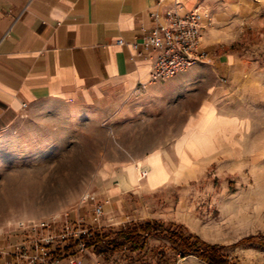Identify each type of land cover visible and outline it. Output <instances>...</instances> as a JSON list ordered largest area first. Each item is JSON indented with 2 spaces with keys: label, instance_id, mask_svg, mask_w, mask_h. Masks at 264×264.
<instances>
[{
  "label": "rangeland",
  "instance_id": "obj_1",
  "mask_svg": "<svg viewBox=\"0 0 264 264\" xmlns=\"http://www.w3.org/2000/svg\"><path fill=\"white\" fill-rule=\"evenodd\" d=\"M203 4L209 11L204 31L218 27L226 39L213 52L207 51L203 63L221 54L235 57L229 69L234 80L231 93L211 100L212 106L236 119L232 146L209 156L218 134L233 124L216 117L214 109L207 110L190 132L199 130L210 117L208 130L218 121L210 135L203 134V142L207 137L211 140L212 150L204 153V161L190 164L191 169L202 170L198 177L182 185L172 179L154 192L151 218L131 208L97 217L86 197L99 195L111 181L118 183L126 170L143 168L147 160L130 162L157 145L173 148L183 124L193 117V108L211 96L208 87L215 81L214 65H202L203 79L180 83L177 77L164 82L153 96L117 91L90 101L51 102L28 109L0 130V238L19 231L29 234L43 221L55 222L58 229L70 221L90 229L92 237L87 239L86 252H79L74 239L64 243V251L89 260L96 254L89 243L111 242L123 230L152 221L172 223L166 221L171 218L172 224L191 234L182 224L191 217L211 232L209 239L233 242L213 244L223 248L229 264H264V0H202ZM184 143L176 146L179 154ZM182 161L190 163L186 156ZM139 197L132 196L135 206L140 204L135 201ZM86 208L89 211L82 215ZM192 235L207 242L206 235ZM249 238L253 240L245 241ZM183 258L182 250L166 234L153 233L145 252H133L127 246L101 260L174 264Z\"/></svg>",
  "mask_w": 264,
  "mask_h": 264
},
{
  "label": "crops",
  "instance_id": "obj_2",
  "mask_svg": "<svg viewBox=\"0 0 264 264\" xmlns=\"http://www.w3.org/2000/svg\"><path fill=\"white\" fill-rule=\"evenodd\" d=\"M198 7L208 15V8L202 5V0H0V130L11 126L23 111L51 102L90 101L117 91L158 94L157 90L164 82L175 78L151 81L157 53L144 46V38L148 31L164 22L168 12L183 15ZM118 41L124 44H118ZM225 41L224 33L218 27L203 31V47L210 53ZM234 60L233 55L221 54L178 76L180 83H193L203 79L200 74L202 65H214L216 76L208 87L210 98L207 102L203 99L204 102H198L193 108V117L183 124L182 133L173 143V148L166 143L157 145L151 152L130 162L136 164L147 160L143 168H130L118 183L114 180L104 186L96 195V202L89 203L92 212L100 204L104 214L131 208L142 216L150 217L154 192L172 179L182 185L186 180L198 177L202 170L199 167L191 169L190 164L204 161L207 157L204 153L212 150V143L207 137L203 148L193 152L188 148L192 143L190 132L211 108L216 117L233 126L218 134L215 151L208 153L209 156L232 146L236 130L232 133L231 128H236V119L212 106L211 100L217 101L231 93L234 80L229 69ZM215 125L210 130L206 128L205 134L210 135L217 128ZM180 141L185 142L181 154L176 150ZM156 152L161 153L158 161L166 167L163 168L165 180L169 176L162 185L159 176H154L157 172L148 160ZM183 156L188 158L189 164L183 163ZM171 162H177V165L171 166ZM143 171L147 174L142 176L145 181L141 182ZM132 193L140 196L135 199L140 203L138 206L132 201ZM86 211L89 208L82 209L81 214ZM166 221L175 222L173 218ZM197 222L195 218L187 217L182 224L190 228L191 234L206 235L205 240L212 244L233 243L220 238L209 239L211 232L202 229ZM215 231L217 233L218 230ZM27 237L25 231L2 236L0 264H27L19 257L18 249ZM92 256L95 258L84 260L79 256V259L83 264H106L101 260L106 257ZM178 264L206 263L188 256Z\"/></svg>",
  "mask_w": 264,
  "mask_h": 264
},
{
  "label": "built area",
  "instance_id": "obj_3",
  "mask_svg": "<svg viewBox=\"0 0 264 264\" xmlns=\"http://www.w3.org/2000/svg\"><path fill=\"white\" fill-rule=\"evenodd\" d=\"M206 18L208 16L199 7L183 15L171 11L163 23L147 32L144 46L157 53L151 71L152 82L176 78L208 59V52L203 47ZM118 44L124 42L118 41ZM86 201L96 202V196L88 195ZM95 215H104L102 205H96ZM91 237L90 229L80 224L69 221L58 229L55 222L43 221L30 229L28 237L18 247L19 257L27 264H83L77 255L65 253L64 243L74 239L78 242L79 252L84 253L87 239Z\"/></svg>",
  "mask_w": 264,
  "mask_h": 264
},
{
  "label": "trees",
  "instance_id": "obj_4",
  "mask_svg": "<svg viewBox=\"0 0 264 264\" xmlns=\"http://www.w3.org/2000/svg\"><path fill=\"white\" fill-rule=\"evenodd\" d=\"M153 233L166 234L172 243L182 250V257L192 255L206 264H229L222 254L223 248L221 246L204 242L199 237L189 234L181 225L159 221H152L123 230L118 235V239L111 242L99 240L95 243H89L88 246L94 245L96 254L103 257L112 255L119 249L127 246L133 252L141 251L143 253L146 250L147 239ZM252 240V238H249L245 241L250 242Z\"/></svg>",
  "mask_w": 264,
  "mask_h": 264
},
{
  "label": "bare ground",
  "instance_id": "obj_5",
  "mask_svg": "<svg viewBox=\"0 0 264 264\" xmlns=\"http://www.w3.org/2000/svg\"><path fill=\"white\" fill-rule=\"evenodd\" d=\"M206 16H208L207 14H205ZM212 122V117L209 118V120L203 125L201 126V128L197 131H194L191 135H190V139L192 140L191 145L188 146L189 149H192V151L198 150V149H202L203 148V139H204V130L206 128H208L209 124ZM199 144V146L197 145ZM159 154H155L153 157H150L149 160V164L153 167L154 170H156L157 174L154 176H159V180L161 182H163L165 180V176H163L164 174V167L162 166V164L158 161L159 160ZM153 173V172H152ZM153 175V174H152ZM2 203V202H1Z\"/></svg>",
  "mask_w": 264,
  "mask_h": 264
}]
</instances>
